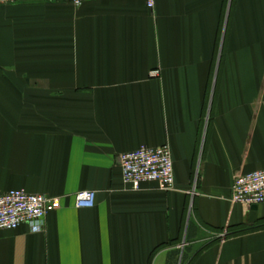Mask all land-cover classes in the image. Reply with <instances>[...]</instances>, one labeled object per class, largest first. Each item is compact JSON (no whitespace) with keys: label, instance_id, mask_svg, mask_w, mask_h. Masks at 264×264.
<instances>
[{"label":"crops","instance_id":"obj_1","mask_svg":"<svg viewBox=\"0 0 264 264\" xmlns=\"http://www.w3.org/2000/svg\"><path fill=\"white\" fill-rule=\"evenodd\" d=\"M162 144L174 189L126 185L119 155ZM257 169L264 0L0 4V194L63 197L0 229V264H264V203L231 202Z\"/></svg>","mask_w":264,"mask_h":264},{"label":"built area","instance_id":"obj_2","mask_svg":"<svg viewBox=\"0 0 264 264\" xmlns=\"http://www.w3.org/2000/svg\"><path fill=\"white\" fill-rule=\"evenodd\" d=\"M17 0H0L9 4ZM80 6L86 0H65ZM154 9L155 0H144ZM152 75H159L153 71ZM123 182L138 190L143 182L153 181L161 190H172L175 186L174 162L168 144L159 146L141 145L132 151L119 155ZM97 191L85 189L74 195L76 207H93ZM62 196L31 193L24 189H11L0 194V229H16L27 223L33 231L44 230L46 215L62 207ZM232 203L248 206L264 203V169H257L238 175L232 185ZM227 233H222L225 236Z\"/></svg>","mask_w":264,"mask_h":264},{"label":"water","instance_id":"obj_3","mask_svg":"<svg viewBox=\"0 0 264 264\" xmlns=\"http://www.w3.org/2000/svg\"><path fill=\"white\" fill-rule=\"evenodd\" d=\"M257 206H258L257 204H252V205H251V209L253 210L252 213H251L252 215L255 214V211H256V209H257Z\"/></svg>","mask_w":264,"mask_h":264}]
</instances>
